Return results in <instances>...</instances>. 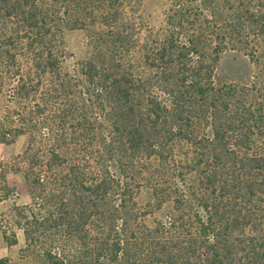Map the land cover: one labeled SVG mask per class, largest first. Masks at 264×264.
Masks as SVG:
<instances>
[{"label": "trees", "instance_id": "obj_1", "mask_svg": "<svg viewBox=\"0 0 264 264\" xmlns=\"http://www.w3.org/2000/svg\"><path fill=\"white\" fill-rule=\"evenodd\" d=\"M130 3L0 0V144L28 136L31 197L0 264H264V70L247 94L215 80L264 47V0H175L145 37Z\"/></svg>", "mask_w": 264, "mask_h": 264}, {"label": "rangeland", "instance_id": "obj_2", "mask_svg": "<svg viewBox=\"0 0 264 264\" xmlns=\"http://www.w3.org/2000/svg\"><path fill=\"white\" fill-rule=\"evenodd\" d=\"M175 0H130L137 11V22L142 26V36L145 37L150 30L160 32L165 26V12ZM90 30H72L64 34L65 44L70 60H81L92 52ZM264 70V47H260L252 59L236 52H227L221 56L215 67V80L218 84H235L246 91L254 89L257 74ZM28 136L19 135L13 142L0 144V170L6 172L7 182L12 188L10 196L0 200V258L9 257L18 261L25 239L22 230L16 228L11 216L15 205L31 203V197L21 172H18L17 158L27 146ZM146 194L140 197L141 202ZM164 211L153 216H162ZM152 216V217H153ZM150 217L149 219H152ZM4 231L8 235L17 233L18 244L10 246L5 240Z\"/></svg>", "mask_w": 264, "mask_h": 264}]
</instances>
